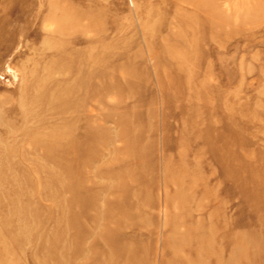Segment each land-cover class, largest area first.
<instances>
[{
  "label": "rangeland",
  "instance_id": "374dc122",
  "mask_svg": "<svg viewBox=\"0 0 264 264\" xmlns=\"http://www.w3.org/2000/svg\"><path fill=\"white\" fill-rule=\"evenodd\" d=\"M0 264H264V0H0Z\"/></svg>",
  "mask_w": 264,
  "mask_h": 264
}]
</instances>
